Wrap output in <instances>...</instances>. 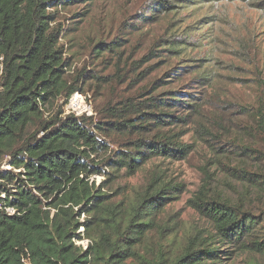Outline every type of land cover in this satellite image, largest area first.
Returning <instances> with one entry per match:
<instances>
[{
  "label": "trees",
  "instance_id": "obj_1",
  "mask_svg": "<svg viewBox=\"0 0 264 264\" xmlns=\"http://www.w3.org/2000/svg\"><path fill=\"white\" fill-rule=\"evenodd\" d=\"M74 1L0 0V264H224L238 254L264 260V209L258 214L249 209L245 194L241 204L232 203L204 182L186 205L210 231L190 230L174 250L181 220L172 215L158 217L174 199L168 196L180 193L181 184L154 170L132 198L115 202L103 184L90 182L92 176H109L122 168L133 174L146 161L145 153L184 158L188 152L171 138L155 135L130 142L128 151L107 156L108 146L97 137L104 130L94 125L91 116L61 117L62 112L44 116L58 97L64 96L67 102L78 91L64 77L62 29L48 11ZM163 1L166 7L161 2L159 6L166 12L180 9L174 0ZM229 1L244 2L264 14V0ZM189 3L184 7L194 9L199 4L198 0ZM186 42L168 40L163 46L179 53ZM98 47L97 55L117 48L112 43ZM198 75L204 85L216 78L205 71ZM256 81L259 94L252 118L259 148L254 152L264 160V76ZM160 96L151 93L144 102L128 101L126 113L140 114L137 119L145 124L130 128L148 130L147 117L156 121L154 127L159 125L165 105ZM175 102L183 108L195 107L187 100ZM156 109L161 114L143 112ZM7 164L9 169L2 168ZM239 173L242 176L237 179L245 190L264 198V170ZM91 213L94 222H80ZM80 228H93L84 235L91 239L85 250L76 245L82 240L76 239ZM169 236H173L170 242ZM216 244L230 250L223 252Z\"/></svg>",
  "mask_w": 264,
  "mask_h": 264
},
{
  "label": "rangeland",
  "instance_id": "obj_2",
  "mask_svg": "<svg viewBox=\"0 0 264 264\" xmlns=\"http://www.w3.org/2000/svg\"><path fill=\"white\" fill-rule=\"evenodd\" d=\"M190 1L174 0L180 9L169 12L159 6L161 2L166 7L163 0H77L56 11L48 10L62 29L59 43L66 62L64 77L78 91L67 102L64 96L58 97L44 116L59 112L61 117L91 116L94 125L104 130L97 137L108 146L107 156L128 151L130 142L151 140L155 135L186 146L184 158L145 153L146 161L133 174L122 168L109 176L89 178L96 185L103 184L115 202L132 198L154 170L181 184L180 193L168 196L174 199L158 217L172 215L181 220L174 250L190 230L208 228L186 205L204 182L232 203L241 204L245 194L249 209L257 214L264 209V198L251 195L237 179L242 176L238 170L250 174L264 170V160L254 152L259 146L252 118L259 94L255 83L264 76V14L241 1L198 0L196 8L184 7ZM168 40L187 42L179 53H173L163 46ZM100 43H112L116 51L97 55ZM204 71L216 75L215 81L204 85L198 75ZM151 93L160 94L165 103L161 122L154 127L156 121L147 117L148 130L130 128L145 124L137 119L140 114L128 115L125 105L144 102ZM185 100L195 107L183 108L175 102ZM143 112L161 114L157 109ZM106 166L103 163L102 168L108 173ZM92 213L83 215L80 222H94ZM92 230L80 228L76 239L82 240L76 245L85 250L91 242L85 236ZM215 246L223 252L230 250ZM252 261L264 264L262 258L247 254L232 255L224 264Z\"/></svg>",
  "mask_w": 264,
  "mask_h": 264
}]
</instances>
